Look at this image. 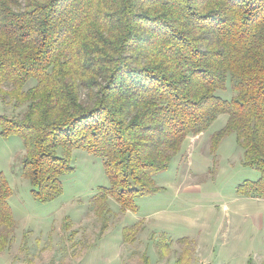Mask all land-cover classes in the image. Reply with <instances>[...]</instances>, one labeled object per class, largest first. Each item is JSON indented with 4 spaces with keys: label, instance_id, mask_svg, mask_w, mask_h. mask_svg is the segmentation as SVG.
Here are the masks:
<instances>
[{
    "label": "trees",
    "instance_id": "obj_1",
    "mask_svg": "<svg viewBox=\"0 0 264 264\" xmlns=\"http://www.w3.org/2000/svg\"><path fill=\"white\" fill-rule=\"evenodd\" d=\"M7 98L27 108L0 114V138L18 136L38 201L63 195L72 152L85 149L102 159L107 193L138 212L187 138L220 115L213 148L236 135L260 172L237 194L264 200V0H0ZM12 194L1 173L0 251L16 225Z\"/></svg>",
    "mask_w": 264,
    "mask_h": 264
},
{
    "label": "rangeland",
    "instance_id": "obj_2",
    "mask_svg": "<svg viewBox=\"0 0 264 264\" xmlns=\"http://www.w3.org/2000/svg\"><path fill=\"white\" fill-rule=\"evenodd\" d=\"M26 108L0 99V114L10 119H21ZM227 119L220 115L208 131L187 138L155 176L160 191L137 199L138 212L123 210L107 193L102 159L85 149L72 152L63 195L36 200L22 174L26 153L18 136L0 138V174L13 190L16 220L0 264H176L181 256L189 264H263L264 200L236 191L260 172L244 165L235 134L212 146Z\"/></svg>",
    "mask_w": 264,
    "mask_h": 264
}]
</instances>
